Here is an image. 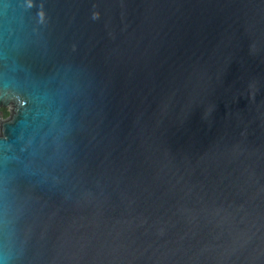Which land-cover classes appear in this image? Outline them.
<instances>
[{"label": "water", "instance_id": "water-1", "mask_svg": "<svg viewBox=\"0 0 264 264\" xmlns=\"http://www.w3.org/2000/svg\"><path fill=\"white\" fill-rule=\"evenodd\" d=\"M0 264H264V0H0Z\"/></svg>", "mask_w": 264, "mask_h": 264}, {"label": "rangeland", "instance_id": "rangeland-1", "mask_svg": "<svg viewBox=\"0 0 264 264\" xmlns=\"http://www.w3.org/2000/svg\"><path fill=\"white\" fill-rule=\"evenodd\" d=\"M7 109V108H4V107H0V123L3 119H6V116L4 115V110Z\"/></svg>", "mask_w": 264, "mask_h": 264}, {"label": "trees", "instance_id": "trees-1", "mask_svg": "<svg viewBox=\"0 0 264 264\" xmlns=\"http://www.w3.org/2000/svg\"><path fill=\"white\" fill-rule=\"evenodd\" d=\"M9 114H10L9 110H8V109H5V110H4V115H5L6 117H8Z\"/></svg>", "mask_w": 264, "mask_h": 264}, {"label": "flooded vegetation", "instance_id": "flooded-vegetation-1", "mask_svg": "<svg viewBox=\"0 0 264 264\" xmlns=\"http://www.w3.org/2000/svg\"><path fill=\"white\" fill-rule=\"evenodd\" d=\"M1 113V112H0Z\"/></svg>", "mask_w": 264, "mask_h": 264}]
</instances>
